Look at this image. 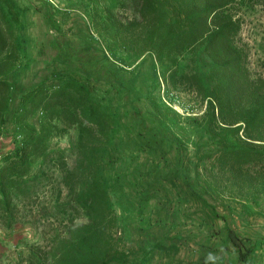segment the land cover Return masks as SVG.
<instances>
[{
    "label": "trees",
    "instance_id": "16d2710c",
    "mask_svg": "<svg viewBox=\"0 0 264 264\" xmlns=\"http://www.w3.org/2000/svg\"><path fill=\"white\" fill-rule=\"evenodd\" d=\"M235 2L130 0L129 15L105 8L92 26L110 46L134 58L152 50L158 73L170 84L182 53L199 50L205 55L209 85L195 73L178 77L206 100L200 125L214 146L210 168H204L208 192H219L217 182L225 175L221 190L227 196L256 202V194L264 192V77L251 76L236 41L240 19L234 15ZM19 26L16 0H0V128L10 119L18 137L0 156V227L18 224L21 209L38 199L48 173L57 170L67 199L60 207L67 224L61 234L30 245L26 264H141L116 235V214L103 176L112 163L109 151L120 121L93 95L91 82L112 74L105 53L109 46L63 47L57 58L72 61L75 69H52L21 89L10 113L11 77L23 52ZM69 128L76 133L70 164L64 149L50 144ZM175 147L181 150L178 143ZM188 192L209 208L212 218L224 222L238 259L247 261L253 246L240 251L236 234L225 223L227 214L218 215L199 193L191 188Z\"/></svg>",
    "mask_w": 264,
    "mask_h": 264
},
{
    "label": "rangeland",
    "instance_id": "374dc122",
    "mask_svg": "<svg viewBox=\"0 0 264 264\" xmlns=\"http://www.w3.org/2000/svg\"><path fill=\"white\" fill-rule=\"evenodd\" d=\"M16 3L23 52L11 77L15 85L12 83L10 113L21 89L52 69H75L72 61L57 58L63 47L109 46L105 53L112 74L92 81L91 86L93 95L104 108L115 111L120 121L109 151L112 163L103 176L116 214V235L132 256L141 264H264V192L256 194V202L227 196L221 190L225 175L217 182L219 192L210 194L206 185L209 178L204 168H210L214 151L200 125L206 100L178 77L195 73L209 85L205 55L199 50L182 53L170 84L158 73L152 50L134 58L121 47L110 46L107 37L92 26L105 8L121 17L129 15L130 0ZM233 11L240 19L236 41L246 54L249 73L264 77V0H236ZM15 131L7 119L0 128V156L18 139ZM75 134L69 128L50 140L52 146L64 149L68 164ZM48 175L37 202L21 209L19 223L0 227V264H26L30 245H40L52 234L63 232L67 220L60 207L67 200L65 191L59 171ZM189 188L214 206L218 215L227 214L225 223L236 234L241 252L253 246L247 261L238 259L224 222L212 218L209 208L191 197Z\"/></svg>",
    "mask_w": 264,
    "mask_h": 264
}]
</instances>
